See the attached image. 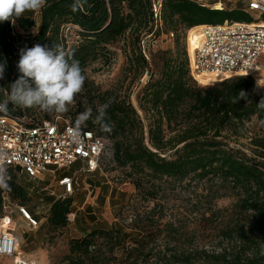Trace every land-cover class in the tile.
Returning <instances> with one entry per match:
<instances>
[{"label":"trees","instance_id":"obj_1","mask_svg":"<svg viewBox=\"0 0 264 264\" xmlns=\"http://www.w3.org/2000/svg\"><path fill=\"white\" fill-rule=\"evenodd\" d=\"M155 1L87 0L81 10L72 12L69 6L73 0H47V6L39 10L38 24L29 15L17 19L15 26L9 21L0 23V61H7L5 78L0 80V99L21 75L16 67L21 49L38 43L49 48L61 45L79 60L84 74L90 63L108 61L113 53L110 48L123 41L124 70L131 76L130 82L144 75L148 79L137 96V109L116 91L90 93L88 108L93 118L101 104L114 98L106 116L111 130H102L92 120L85 128L109 142L99 165L105 159L111 169L121 170L144 201L157 199L167 181L217 182L236 196L229 220L219 229L216 250L163 249L153 253L148 238L152 224L160 217L143 212L127 226L139 233L129 245L120 229H94L70 240L66 264H264V110L257 107L264 98V87L249 76L199 86L190 75L186 47L179 38L190 29L200 30L201 25L226 20L251 22L252 17L241 4L220 9L218 4L212 8L195 0H161L157 22ZM162 29L166 34L173 33V47L147 56L145 38L156 36ZM71 32L75 36L72 44L68 42ZM240 91L247 94V99L232 103ZM9 110L17 114L24 110L33 124L49 119L38 116V109L10 104ZM253 119L258 131L247 137L251 147L247 154L232 142L247 136L246 123ZM8 168L11 190L0 189V216L4 196L22 207L30 201L26 187L17 180L18 168ZM71 205V197L53 200L46 226L53 231L64 228ZM208 211L207 216L201 214L206 223L219 213ZM164 226L175 238L180 236L172 224ZM117 249L122 251L121 259L115 253Z\"/></svg>","mask_w":264,"mask_h":264},{"label":"rangeland","instance_id":"obj_2","mask_svg":"<svg viewBox=\"0 0 264 264\" xmlns=\"http://www.w3.org/2000/svg\"><path fill=\"white\" fill-rule=\"evenodd\" d=\"M196 2L212 6L218 4L220 9H230L239 6V0H195ZM252 16L253 12H249ZM24 15L33 16L37 24L39 22V11H28ZM192 29L180 34V42L186 47V36L188 44L191 45L193 34ZM67 32V30H66ZM68 42L75 40L73 32L69 33ZM124 42L120 41L110 49L113 52L108 61L98 60L90 63L84 70L86 77L83 91L75 98V102L69 106V111L60 116H50L43 112H38V116L46 118L59 117L62 120L73 122L78 114L88 108L90 93L93 91H116L120 96L125 97L137 109V96L142 91L148 76L144 75L139 81L130 82L131 76L127 75L126 58L123 52ZM146 54H152L161 49L165 50L173 47V38L166 33L159 32L156 36L146 37ZM215 83V82H214ZM199 84V83H198ZM199 84V86H209ZM264 87V86H262ZM143 117V113L138 110ZM144 123L147 120L144 119ZM247 136L240 138L232 145L250 154L249 139L253 133L258 131L255 120L246 123ZM108 152L109 142L104 140ZM81 162H77L67 170V175L75 178L73 190L70 194H64L51 175L46 174L44 178L37 180L28 179L23 173L16 171L18 182L26 187L30 201L24 206L29 213L38 221L35 228L27 226L18 215V203L11 202L4 196L3 204L7 206V212L11 211L17 221L15 229L19 239L20 249L29 257L34 264H66L65 256L68 253L70 240L81 238L88 231L115 227L120 229L124 235L125 244L129 245L135 240L139 233L127 228L128 224L135 220V216L149 212L154 218L160 217L158 222L152 224L149 233L148 248L153 253L161 252L163 249H176V251H187L191 249L216 250L219 248V229L228 222L229 212L235 202L236 196L219 185L217 182L196 183H163L162 189L158 193L157 199L144 201L140 198L134 185L125 179L124 174L119 169H111L107 161L103 159L102 165L92 173L80 170ZM71 197V213L68 214V224L58 230H51L46 226V219L49 207L53 200L57 198ZM208 210H217L216 218L206 223L201 218L209 214ZM4 213V211H3ZM164 224H172L178 229L180 236L176 237L167 232ZM160 230L161 232H154ZM118 259H121V249L116 250ZM5 264H10V260L4 259ZM153 262V260H152ZM153 264V263H152Z\"/></svg>","mask_w":264,"mask_h":264},{"label":"built area","instance_id":"obj_3","mask_svg":"<svg viewBox=\"0 0 264 264\" xmlns=\"http://www.w3.org/2000/svg\"><path fill=\"white\" fill-rule=\"evenodd\" d=\"M246 12H253L251 22L226 20L201 25L200 35L186 51L190 75L199 84V77L214 76L222 81L233 76H249L264 86V0H239ZM161 0L154 2V16L160 21ZM188 32V31H187ZM186 32V35H187ZM173 38V33L167 34ZM257 71L261 73L258 75ZM257 75V76H256ZM213 82V83H214ZM24 110L0 112V148L9 154L8 166L17 167L30 180L46 174L57 179L64 194L73 190L75 178L65 172L81 162L80 170L92 173L99 168V158L105 153V141L84 129L78 143L71 141L67 129L73 124L59 117L33 124ZM0 216V264H34L20 249L15 229L17 221L3 204ZM19 217L35 228L39 221L24 207H18Z\"/></svg>","mask_w":264,"mask_h":264},{"label":"clouds","instance_id":"obj_4","mask_svg":"<svg viewBox=\"0 0 264 264\" xmlns=\"http://www.w3.org/2000/svg\"><path fill=\"white\" fill-rule=\"evenodd\" d=\"M86 4L87 0H73L69 7L72 12H77ZM46 6L47 0H0V23L9 21L15 26L17 19L25 12L39 11ZM19 57L16 67L21 75L10 84L8 94L0 99V112L7 113L11 104L22 109H38L50 116L67 113L76 96L83 91L86 80L74 54L66 52L58 44L49 48L38 43L31 48L21 49ZM6 67L7 61H0V80L5 78ZM239 99H247V94L240 91L232 103L235 104ZM113 102L114 98H109L101 104L94 118L91 108L80 112L73 126L67 129L71 141L80 142L89 120L100 124L102 130L110 131L106 116ZM257 107L264 110V98ZM8 163L9 154L0 148V189L11 190L12 177ZM261 255H264V250Z\"/></svg>","mask_w":264,"mask_h":264},{"label":"bare ground","instance_id":"obj_5","mask_svg":"<svg viewBox=\"0 0 264 264\" xmlns=\"http://www.w3.org/2000/svg\"><path fill=\"white\" fill-rule=\"evenodd\" d=\"M261 24H264V23H261ZM200 30H195V31H192V34H193V39H192V43L193 41H195V39L200 35V32H201V26H198ZM188 40V39H187ZM191 43V44H192ZM190 46L188 44V47L190 49ZM261 72L260 71H257V74L259 75ZM257 76V75H256ZM215 77L214 76H205V77H199V81L201 84L203 85H207L208 83H213L215 81Z\"/></svg>","mask_w":264,"mask_h":264}]
</instances>
